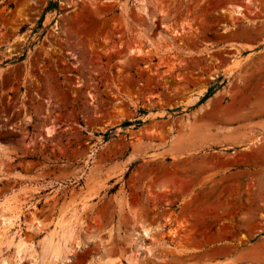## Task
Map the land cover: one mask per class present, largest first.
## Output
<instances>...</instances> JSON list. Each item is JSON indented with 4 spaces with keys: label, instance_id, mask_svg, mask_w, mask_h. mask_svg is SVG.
<instances>
[{
    "label": "rangeland",
    "instance_id": "rangeland-1",
    "mask_svg": "<svg viewBox=\"0 0 264 264\" xmlns=\"http://www.w3.org/2000/svg\"><path fill=\"white\" fill-rule=\"evenodd\" d=\"M48 1L0 0V264H264V0Z\"/></svg>",
    "mask_w": 264,
    "mask_h": 264
},
{
    "label": "trees",
    "instance_id": "trees-1",
    "mask_svg": "<svg viewBox=\"0 0 264 264\" xmlns=\"http://www.w3.org/2000/svg\"><path fill=\"white\" fill-rule=\"evenodd\" d=\"M58 5V0H49L48 1V4L45 8V12L47 11H50L52 9H55ZM42 21L43 19H40L38 22H37V25L34 27V29L32 30V33H36L37 31H39L40 29H42V31L44 30L43 26H42ZM23 56H21L19 59H22ZM216 88H213V87H210L207 92L204 94V96L201 98L200 101H203L204 99H206L208 96H210L214 91H215ZM144 111L143 110H139V113H143ZM130 124L129 122H125L123 123L122 125L123 126H126ZM109 137V134H105V139H108Z\"/></svg>",
    "mask_w": 264,
    "mask_h": 264
},
{
    "label": "bare ground",
    "instance_id": "bare-ground-1",
    "mask_svg": "<svg viewBox=\"0 0 264 264\" xmlns=\"http://www.w3.org/2000/svg\"><path fill=\"white\" fill-rule=\"evenodd\" d=\"M2 210H4V209H0V212L2 213ZM1 217H3V214H1L0 215ZM4 221H1V223H3V222H8V221H10L11 220V218L10 217H8V216H5L4 215ZM145 234H147V231H145L144 232ZM46 242H47V245L48 246H50V238H48L47 240H46ZM23 247V246H22ZM21 250H23L22 248H21V245L19 244L18 246H17V249L15 250L16 251V253H15V256H16V261L15 262H17V263H19V262H21L22 260H23V258H24V256L20 253L21 252ZM53 250V254L54 255H57V251L55 250V249H52ZM2 263L3 264H6V260H2Z\"/></svg>",
    "mask_w": 264,
    "mask_h": 264
}]
</instances>
